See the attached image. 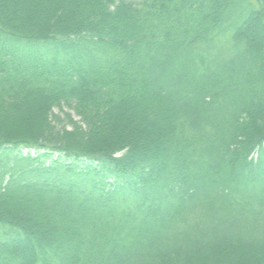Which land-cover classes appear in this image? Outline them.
I'll return each mask as SVG.
<instances>
[{"label": "trees", "instance_id": "trees-1", "mask_svg": "<svg viewBox=\"0 0 264 264\" xmlns=\"http://www.w3.org/2000/svg\"><path fill=\"white\" fill-rule=\"evenodd\" d=\"M0 160V264H264V0H0Z\"/></svg>", "mask_w": 264, "mask_h": 264}, {"label": "rangeland", "instance_id": "rangeland-1", "mask_svg": "<svg viewBox=\"0 0 264 264\" xmlns=\"http://www.w3.org/2000/svg\"><path fill=\"white\" fill-rule=\"evenodd\" d=\"M69 113H70L71 115H73L72 111H70ZM75 119H76V118H75ZM26 153H27V151H26V150H23V153H22V154L25 155ZM33 154H34L33 151H31V152H30V155H33ZM4 165H5V164L2 162V160H0V173L3 172V171L5 170ZM5 166H6V165H5Z\"/></svg>", "mask_w": 264, "mask_h": 264}]
</instances>
